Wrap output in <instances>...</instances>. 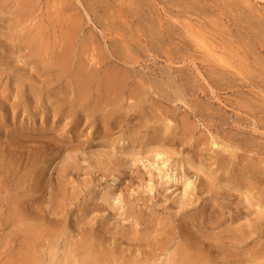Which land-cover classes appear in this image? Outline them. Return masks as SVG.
<instances>
[{
	"label": "rangeland",
	"instance_id": "374dc122",
	"mask_svg": "<svg viewBox=\"0 0 264 264\" xmlns=\"http://www.w3.org/2000/svg\"><path fill=\"white\" fill-rule=\"evenodd\" d=\"M69 1H73L75 5H58L57 8L56 5H50V0H24L23 2H28L27 5L33 9L31 26L27 23V25H29L28 27L32 29L35 22L37 24L42 20H44V22H47V20L49 21L45 16L51 11L56 13L53 19H57L60 18L57 14L61 13L57 9L63 7L66 9L68 6L70 9L75 7L74 10L67 9V14L72 15V13L74 14L76 12V18L78 22L81 23L79 34L74 40L76 54H80V48L82 42H84L83 45L85 44L84 46H86V52L82 57L85 59V62L89 60L87 62L90 66L93 64H91V60L92 62L100 61L101 71L105 68L110 69L116 66L117 68L119 67V69H128L132 77H135L130 78L127 88L124 89L125 94H122L124 98L122 97L120 101V111L118 110L115 114H112L109 119L104 120L102 116L113 110L114 106L111 105L106 106L104 110L102 109L96 112L95 115L89 119L84 118L83 112H80L79 115L81 116H78V114L66 116L64 111L71 106L72 98L71 100H58L57 104L53 102V100L56 99L55 96L58 97V99L64 96L62 93L60 95V92L58 95L56 91L59 90V87H61L60 90L64 89L65 85H67L66 78L64 77V79L61 77L57 82L54 80L53 83L46 88L48 82L43 84V81L48 78H45L44 75H39L40 72H37L39 68L34 67V64H31V62L25 58L27 49L25 48L24 42L20 41L18 35L25 33V29L27 28L24 29V32L20 30V27L15 26V14L17 13L16 10L19 9V5H16L14 0H7L6 2L0 0V264H14V262L17 264L16 260L18 256L16 254L17 245L15 238L20 233V229L18 228L21 227L17 225L16 222H11L10 219H14V216H17L14 213H9L7 207H14L15 204L17 207V198L21 195L24 196L26 201L25 205H23L25 217L28 218V215H30V218L33 219L34 217H42L44 220L52 219L53 221L57 218V220H55H59L57 222L59 224L57 228H63L62 231H58V234L61 236V240L59 239L58 241L60 249L59 256L57 258H50L47 256L48 253H44L42 255L43 264H74L70 259H65L63 255V243L65 239L73 241L75 238H78L80 236L79 233H82L85 229H90L89 231H91L92 234H102L101 236L109 240L110 245H113L114 248L118 250L120 246L129 247L132 250L135 249L136 246V248L145 251L146 254L148 253L150 248L147 246L144 247L143 241L139 239H127L121 235V231H116L115 220L119 218L116 212L120 211V209L115 210L111 208L107 202L100 198L91 201L92 204L88 206L90 195L95 192L100 195L103 193V190L108 188L120 193L123 202L125 201L124 203L127 210L133 211L135 214L141 213V215H143L141 217H144L145 223L149 222V219L152 217L153 219L164 218V214H168L170 218H175L174 224L177 221L183 222L182 215L203 210L204 216H207L211 211V207L217 209L219 212L223 210H219L220 207H218L215 199L216 197L221 200L218 193L215 191L206 192L204 188L198 186L200 181L203 182L205 179L207 180L204 172L196 173L193 172V170H188V175L191 174L189 175L190 179L193 181L195 180L194 183L197 184L195 185L196 188L194 186L195 189L193 190L195 195H192L195 201L189 206L180 208L172 199L175 198L174 195L177 192L182 190L183 177L179 178L176 186L174 185L173 188L171 187L172 189L177 188V192L175 191L171 194V192H169L171 188L164 191V186L158 185V181L160 180L157 174L158 169L155 168L157 163L147 165L146 163L135 162V164H133L128 154V150L130 149L129 138H131V136L129 135L130 137H126V135L129 132L133 133V128H136V125H138L139 128H137L140 129L137 135L138 138H153L157 136L156 128L159 129L161 127L163 132L165 131V127L159 121L161 116H166L172 120L174 115L179 118L183 113L194 120L197 125L194 129V137L198 136L201 139L197 146L193 145L195 141L193 138L189 142H184L183 144L179 143L177 139L172 140L175 141L173 145L169 141L166 142L167 146H169L168 149L175 148L176 150L177 155H174L175 158L171 155L173 157L169 158L170 162L167 163H169L171 171L175 173L178 172L177 177L179 176L180 167L179 165L172 166L171 164H173L174 159L177 160V158L179 159L188 154L194 155L193 157L196 163L202 159L201 161L205 163V168H207L206 171H209L208 167L216 168L218 175L216 182L218 180H224V175L226 177H231L233 172H236L237 167L242 165L244 159L241 161L234 159L235 162L237 161L236 164L230 162V166L220 168V163L224 160H229L230 157H228V152L220 151V148H218L219 146H212L210 144L212 136H215L219 142L232 137V135L236 136L231 139L233 141L236 140L235 143L232 141L234 144L238 141L237 145L241 146L240 149L237 150V154L240 156L243 155L244 157H249V155H251L253 156V160H258L257 158L259 155H252V153L246 152L244 150L243 141H245V139L252 142L256 141L255 144L259 145L260 149H264V128H260L261 130L258 129V126L254 124L255 118H249V114L243 113V111L234 105L236 100L239 101L241 98H243L242 100H246L249 98V91L251 88L256 91L264 92V84H252V77L247 74V81L245 83L235 88L231 87L232 89L227 88L223 84L213 82L211 77L203 70H199L200 74H197L198 71L196 70L192 72L190 68H192L193 65L189 62V59H186L187 61L182 63L180 60H182L183 57L179 56V54L183 55V53L191 54V57L196 56L197 61L199 59L198 57L201 56V49L198 47V43H196L198 48L193 44L195 38L199 37L197 40H200V35L195 30H187L186 27H188L187 24L189 23H193L190 27L196 29L197 24L200 25L204 23L208 27L207 29H210L213 33H211V38L215 39L216 43L221 47H231L232 45V47L235 48L238 46L237 40H239L241 44L243 43L251 47L252 44L250 42L256 33L254 30L253 32L246 27V24H250L251 21L246 20V23L242 21L238 24L234 22V17L239 14V10L241 11L240 14L244 17V14L251 11L255 14L254 21L260 24L257 25V27L258 29L260 27L262 34H259L264 38V0H143L146 4L137 6H141L146 11L151 9L157 12V10H159L162 23L174 22L178 27L180 35H176L174 41L177 42V44H183L182 42L184 41L186 45L190 47L189 51L186 52L181 51V49L177 50L174 44H171L168 55L163 52L152 51L143 41L140 42L139 39H137L138 37L135 34L134 27L130 24V15L128 30L126 22L127 17L124 15L123 11H121V8L126 5H113L109 0ZM238 5H240V8H238ZM181 6L188 7V15H181L174 12L175 9ZM129 7L132 6L129 5ZM196 9H201L206 15H202V17L196 16L193 14ZM25 13V10H21L22 15ZM39 19L41 21H39ZM55 23L57 25L56 21ZM247 30H249L250 33H248ZM58 31L59 30L56 31L57 35ZM120 31H122V33ZM89 35L94 38L93 43L89 42ZM49 40L53 41V37L49 36ZM197 40H195V42ZM61 43L62 42L59 43V46ZM262 43L264 44V41ZM59 46L57 47V51L60 49ZM163 48L164 46H161L160 49ZM257 48L256 50L264 56V47ZM41 52L42 54L39 53L41 57H45L44 53L47 56V50L44 51V53L43 51ZM226 52L232 53L231 50L227 49L225 53ZM126 53H129L127 57ZM40 56L37 54L32 57V61H35L37 65H43V63H45L43 61H40V63L37 61L40 60ZM234 57L230 59L232 62L236 63V56ZM119 58L121 59L119 60ZM124 60L131 61V63L125 62ZM168 61H171V63ZM168 64L171 67L168 68ZM45 65L46 64H44V66ZM96 65L98 66V64ZM197 83H199V85ZM142 85L144 87H142ZM195 86H197L198 89H196ZM131 89L136 91H129ZM234 90L235 92H233ZM126 93H129L130 98H126ZM132 93L134 95H132ZM239 94L240 96H238ZM48 95L51 97V100ZM138 99H142V101L136 105V101H140ZM143 99L146 101L144 102ZM195 102L199 103V105L197 103L194 104ZM192 112H194V115H190ZM158 116H160V118H158ZM143 118L151 122L143 120ZM154 121L156 123H154ZM172 121H174V119ZM254 127L257 128V130ZM258 130L260 134L257 132ZM262 132L263 134H261ZM119 138H121L118 142L119 144L115 143ZM135 144V149L145 151L143 148L146 149V147H140L137 142ZM217 150L220 151L218 154L219 156L215 154ZM110 153H114V155L110 157L111 159L115 158L114 161L116 163L114 165L109 163L108 170L104 171L100 169L98 164H96V167L87 168L88 162H95L98 158L104 160ZM261 153V156L264 155L263 151H261ZM143 154L142 157H144ZM209 156L215 157L210 158ZM213 159H216V161L213 162V165H209L208 163ZM217 164L219 166H217ZM63 165L64 167H68H65V169ZM229 167H232L230 174H224V170ZM62 170L63 172L60 173ZM195 173L198 174L199 178L196 177ZM114 175L117 177L115 180L113 179ZM150 176L153 177V180H150ZM261 178L263 183H259V190L263 192L258 198L259 203L263 205V174ZM156 179L158 184L154 189L149 190L146 183H151L153 181L156 184ZM196 179H198L197 182ZM60 187L63 188V192L66 196L63 198V204L65 205L63 208L64 210H62L63 213L59 212L56 213V215L49 211V206L53 201L50 195L54 196L55 193H58L57 190ZM231 192H234V196L232 195L230 199L225 200V203L229 201L224 207V212L226 211V214H228L227 212L229 210L233 212V214H236L233 206L238 199L239 193L237 194V191ZM168 194L170 195L169 199ZM55 201L56 200L53 202L56 203ZM19 206L21 207L20 204ZM61 208L62 207L59 209ZM255 208H258V206L256 205ZM250 209L252 210V208ZM85 214L88 216L86 215L87 219L82 224L80 221ZM2 218H4V220L8 218V223H1V221H4ZM202 220L204 219L200 218L195 220L190 226L191 230H201L204 233L217 231V229L207 224L206 221L200 223ZM128 221L125 220L123 223L125 225H130ZM260 222L261 225H259L258 232L254 233L250 238H247L244 244L238 245L236 248H239L241 252L243 251L242 256L250 257L252 255L257 257V255H259L258 258L262 260L260 263L264 264V218H261ZM143 226L144 223L141 227ZM136 228L139 229L140 226L136 225ZM140 232H138V235H141ZM15 233H17V235ZM155 257L156 256L150 258L151 260H149L147 264L159 263V260H155ZM161 258H163V255H161ZM229 264L234 263L233 261H229Z\"/></svg>",
	"mask_w": 264,
	"mask_h": 264
},
{
	"label": "bare ground",
	"instance_id": "6f19581e",
	"mask_svg": "<svg viewBox=\"0 0 264 264\" xmlns=\"http://www.w3.org/2000/svg\"><path fill=\"white\" fill-rule=\"evenodd\" d=\"M3 1L6 2L7 0H3ZM23 1L24 0H14V3L16 2V5H19V9L16 10L17 13L15 14V26L20 27V30L22 31H24V29L27 28L25 29L26 32L24 31L25 33L18 35L20 41L24 42L25 48L27 49L25 52V58H27L31 62V64L33 63L34 67L39 68L37 70V72H40L39 75H42V76L44 75L45 78H48L45 81H43V84H46V82H48L46 85V88H48V85L52 84L54 80L56 82L59 81L61 77L63 78L65 77L67 80L66 81L67 85H65L64 89L60 90L61 87H59V90L56 91L58 92V95L60 92V95L62 93L64 94V96H62V98L59 97L60 99H58V97L55 96L56 99L54 98L55 100H53V102L57 104L58 100H64V99L71 100L72 98V102L69 101L71 102L70 104L71 106L64 111V114L66 116H70L71 114L72 116H74L75 114H78V116H81L79 114L80 112H83L84 114L83 116L86 119L87 118L89 119L90 117L94 116L96 112L102 109L104 110L106 106L111 105V106H114L113 110L105 114L103 113L104 115L102 116L104 117V120L109 119L112 114H115L121 108L120 101L122 97L124 96L122 94L124 93V89L127 88V85L129 84L132 74H130L128 69L127 70H125L126 68L119 69V67L117 68L116 66L114 67L110 66L111 67V68L109 67L110 69L105 68L101 71L100 61L92 62L91 59H90L91 64L92 63L93 64L90 66L89 63L87 62L89 60L85 62V59L82 57V55L85 54L86 52V46H84L85 44L83 45L84 42H82L80 52H79L80 54H76L74 40H75V37L79 34L81 23H79L76 18V15H77L76 12L74 14L72 13V15L67 14L68 12L67 9L74 10L75 7L70 9V7L68 6L66 7V9L64 7L61 9H57L61 12L57 14L60 17L57 19H53L55 18L56 13L52 11L47 13V15L44 14L46 15L45 17L49 19V21L47 20V22H44V20L41 21L39 19V21L41 22L37 21L38 22L37 24L35 22V24H33V28L30 29L28 26L31 24V21H32L33 9H31L29 5H27V3L30 1L28 2H23ZM50 2H51L50 5H56V7L58 5H75L73 1H69V0H50ZM109 2L112 3L113 5H126L123 8H121V11H123L124 15L127 17L126 22L128 25V30H129V15H130L131 17L130 24H132L133 26L132 25L131 26L134 27L135 34L138 37L137 39H139L140 42L143 41L145 45L148 46L152 51L163 52L168 55L169 53L168 50L170 49L171 44H174V47L177 50L181 49V51H186V52L189 51L190 47L186 45V42L183 41L182 42L183 44H177V42L174 41L175 39L174 37L176 35H180L178 31V27L176 26L174 22L162 23L161 15H159L160 14L159 10H157V12L151 9L146 11L141 6L140 7L137 6V5H145L146 3L143 0H109ZM129 5H131L132 7H129ZM238 8H240V5H238ZM21 10H25L26 13L22 15ZM188 11L189 9L187 6H181L180 8L174 10L175 13H178L181 15H186ZM238 13L239 14L234 17L235 18L234 22L239 24L242 21L243 23H246V20H249L251 21V23L246 24L247 26L246 25L245 26L251 29V31L254 30L256 32L254 37L252 38V41L250 42L252 44L251 47L243 43L241 44L239 40H237L238 46L236 45L237 46L235 47L236 49L233 48L232 45L231 47L230 46H224L225 48L223 46L221 47L219 44L216 43L215 39L211 38V35L213 33L211 32L210 29H207L208 27L204 23H201L200 25L197 24L196 25L197 29L193 27L192 29L190 26H192L191 24L193 23H189L187 24L188 27H186L187 30L188 31L195 30L200 35V40H197L199 37L195 38V40L199 42L197 41L195 42V40L194 41L192 40V41H193V44H195V46L197 45L196 43H198L199 46L198 45L197 46L201 49V56L198 57L199 59L197 61L196 56L191 57L190 56L191 54H187V53H185L187 55H185L184 53L183 55L179 54L180 57L181 56L183 57V59L180 60L182 63L184 61H187L186 59H189V62H191V64L193 65L192 67L193 69L190 68L192 72L193 70H196L198 71L197 74H200L199 70L200 71L203 70L208 76L211 77L213 82L223 84L227 88H231V87L235 88L245 83L247 81L246 79L247 74H249L252 77V84L254 85L256 83L264 84V56L260 54L259 51L256 50L257 47L259 48L264 47V44L262 43L264 41V38L261 37L260 35L262 34V30L260 29V27L259 29L257 27V25H260V24H257L254 21L255 14H253L251 11H249L247 14H244L247 19L240 14L241 13L240 10ZM193 14H195L198 17H202V15L203 16L206 15V13H203L201 9H196ZM256 17H259V16H256ZM55 21L57 22L58 26L56 25ZM27 23L29 25H27ZM57 30H59L58 35L56 34ZM247 31L248 33H250L249 30ZM120 32L122 33V31ZM49 36L53 37V41L49 40ZM93 41H94V38L91 35H89V42L93 43ZM60 42L62 43L59 46ZM165 45H168V46H165ZM58 46L60 47V49L57 51ZM161 46H164V48L160 49ZM191 46H192V43H191ZM197 46L196 48H198ZM226 49L231 50L232 53H228V52L225 53ZM46 50H47V53H46L47 56L44 53V51ZM41 51H43L45 57L40 56V54H42ZM48 51H49V54H48ZM37 54L40 56V60H37V61H39V63L40 61L45 62L43 63V65H40L38 63L40 65L39 66L37 65L35 61H32V57L36 56ZM128 55L129 53L128 54L126 53V57ZM234 56H236V59H237L236 63L232 62V60L230 59ZM120 59L121 58H119V60ZM125 62L131 63V61H127V60ZM168 62L171 63V61H168ZM44 64L46 65L44 66ZM96 64H98V66ZM167 66L168 68L171 67L169 64ZM254 80H255V83H254ZM197 84L199 85V83ZM197 86H195L196 89H198L199 87ZM142 87L144 86L142 85ZM129 88H132V87H129ZM129 91L135 92L136 90L133 91V89H131ZM233 92H235V90ZM249 93H250L249 98H247L246 100H242L243 98H241L239 101L236 100L234 105L235 107L243 111V113L249 114V116L247 115L249 118L251 117L255 118L254 124L258 126V129L264 128V95H263L264 92L256 91L253 88H251ZM240 94L238 96H240ZM127 95H125L126 98L127 97L130 98L129 93ZM132 95L134 94L132 93ZM50 100H51V97H50ZM138 100L140 101H136V105L137 103H140L142 101V99H138ZM145 101L146 100H144V102ZM196 103L197 102H195L194 104ZM197 104L199 105V103ZM198 105H195V106H198ZM190 115H194V112H192V114ZM158 118H160V116H158ZM173 119L174 121H172ZM173 119L171 120L167 118L166 116L164 117L161 116V119L160 120L158 119V120L165 127V131L163 132V129L161 127L159 129L156 128L155 130H156L157 136L153 138L142 137V136H141L142 138H138L137 135L140 132V129H138L139 126L135 124L138 128L137 127L133 128V133L129 132L126 135V137L131 136V138H129L130 143L127 142L130 144V147H129L130 149L128 150L129 151L128 154H129V158L131 162L133 164H135V162H141L143 164L146 163L147 165H153L154 163H157L155 168L158 169L157 174H158V178L160 181H158L159 184L157 182V179H156V184L153 181L151 183L147 182L146 185L148 186L149 190L154 189L156 185L158 184L159 186L163 185L164 191H167L171 187L173 188L174 185L176 186V183L179 180V178L183 177L184 180L182 182V185H183L182 190L177 192L176 191L177 188H174V189L171 188L169 191L171 192V194L174 193L175 191L177 192L174 195L175 198L172 200H174L177 203L176 205L180 208L189 206L193 204L195 201L192 195L194 194L193 190L196 188L195 185L197 184L194 183L195 180L193 181L190 179L189 175L191 174L188 175V170H193V172H196V173L204 172L205 176L207 177V180L205 179L206 180V181L204 180L205 182L200 181L201 185L199 184L198 186L204 188L206 192L215 191L216 193H218L220 195L221 200L217 199L216 197L215 199H216L218 207H220L219 210L221 209L223 210L219 212L217 211V209H213V207H211V211L210 213H208L207 216L206 215L204 216L203 210H200L195 213H190L187 215H182L183 222L177 221L174 224L173 222L176 219L170 218L168 214L167 215L164 214V218H158L156 216L158 219H153L152 217L151 219H149V222L145 223L144 222L145 219L144 217H141L143 216L141 215V213L135 214L133 211L127 210V208L125 207V203H124L125 201L123 202V198L120 193H117L115 192V190H111L110 188L103 190V193L100 195L97 192H95L92 195H90L89 200H88L89 202L88 206L92 204L91 201H94L100 198L101 200L107 202L111 208L115 210L120 209V211L116 212L119 215L118 216L119 218L115 220V223H116L115 227L117 229L116 231L117 232L121 231V235L127 239H139L140 241H143L144 247L147 246L150 248V250L148 251L147 254L145 253V251H142L140 248H136V246H135V249L133 250L130 249L129 247L120 246V249L118 250L114 248L113 245H110V241L106 240L105 237L101 236L102 234H99V233L92 234L91 231H89L90 229L89 230L85 229L82 233H79L80 236L78 238H75L73 241H69L68 239L64 240L63 250L65 252L63 251L64 253L63 255L65 259L66 258L68 260L70 259V261H72V263L74 264H143V263L147 264L148 261L151 260L150 258H152L153 256H156L155 260H159V263L157 264H229V261H233L234 264H257V263L259 264L260 262H262V260L258 258L259 255L257 254H256L257 257L252 256V255L250 257L242 256L243 251L241 252L239 248L237 249L236 247H238V245L244 244L247 238H250V236L258 232L259 225H261L260 220L261 218L262 219L264 218V204L261 205L259 203V198H258L259 195L263 192L259 190V185H260L259 183H263L261 175L262 174L264 175V155L261 156L260 153L261 151L264 152V149L263 148H262L263 150L260 149L259 145L255 144L256 141L252 142L250 140L247 141V139H245V141H243L244 147H245L244 150L248 153H252V155H257V156L259 155L257 158L258 160H253V156L249 154H247L249 155V157H244L243 155L240 156L237 154L238 152L237 150L240 149L241 146L237 145L238 141L236 142V144H234L236 140L233 141L231 139L232 137H236V136L232 135V137H229V138L225 137L227 139L222 140L221 142H219L215 138V136H212L210 139V144L212 146H217V147L219 146L218 148H220V151L228 152L229 153L228 157H230L229 160L227 159L228 161L224 160L220 163V166L218 164L217 166H219L220 168H224V167L230 166V162H232L233 164H236L238 160L241 161L242 159H244L242 161V165L240 167H237L236 172H233L231 177H226L224 175V178H225L224 180L222 181L218 180L216 182V179H218L217 169L208 167L209 171H206L207 168H205V163L201 161L202 159H200L196 163L193 157L194 155L188 154L186 156L180 157L179 159L177 158V160L174 159L173 164H171L172 166L179 165L180 167L179 176L177 177L178 172L175 173L171 171V167L169 163H167V162H170L169 158L173 157L174 155H177L176 150L175 148L168 149L169 146H167L166 142L169 141L173 145L175 141H172V140L177 139L179 143L183 144L184 142H189L193 138L195 140L193 142V145L197 146V144L200 142L201 139L198 136L194 137V129L196 128L197 125L194 122V120L190 118L187 114L182 113V115L179 116V118L174 115ZM143 120L151 122L150 120L145 119V118H143ZM154 123L156 122L154 121ZM255 129L257 130V128ZM257 132L259 133V130ZM263 132L261 134H263ZM165 134H168V135H165ZM120 139L121 138L117 139L115 143H118ZM136 142L137 144L140 145V147L142 148L146 147V149L143 148L145 151H142L141 149H135ZM220 151L218 150L215 151V154L219 156L218 154L220 153ZM114 153H110L107 156V158L104 160H101L100 158H98L95 162L93 161L88 162L87 168L96 167V164H98L99 165L98 167L100 169H103L104 171L108 170L109 163H112L113 165L116 163L114 161L115 158H112L113 159L112 160L110 157L114 155ZM142 154L144 157H142ZM214 157H210V158H214ZM234 159H237V161L235 162ZM215 161L216 159L210 160L208 164L213 165V162ZM63 167L61 168L63 169ZM231 169L232 167L231 168L229 167L228 169L226 168V170H224L225 172L224 174H230ZM63 170L60 173H62ZM196 177L199 178L198 174H196ZM113 179L115 180L117 179V177L114 175ZM150 180H153V177L150 176ZM197 180L198 179H196V182ZM218 182H221V183H218ZM224 186H227V187H224ZM22 187H23V184H22ZM57 191L58 193H55L54 196L50 195L53 201L56 200L55 201L56 203H54L53 201L52 202L50 201L51 204L49 206V211L52 214L54 213L56 214L64 210L63 208L65 204H63L64 202L63 198L65 194L63 192V188L60 187L58 188ZM231 191H237L236 193L237 194L239 193L237 197L238 199L235 201L234 206L232 202V206L234 207V212L236 214H233V212H230V210L227 212L228 214H226V211L224 212V209H225L224 207L226 206V203L229 202V201H226L225 203V200L230 199V197H232V195L234 194V192H231ZM169 196L170 195L168 194V199H169ZM25 203L26 201L24 199V196L21 195L20 197L17 198V204H18L17 207H16V204L14 207H11V206L10 208L7 207L9 213L10 212L14 213L17 216V217L14 216L15 220L11 218L10 219L11 222L12 223L16 222L17 225L21 227V228H18L20 229L19 231L20 233L18 235L17 233H15L17 235L15 238V242L17 245L16 254L18 256L16 263L17 264H43L42 255L44 253L46 254L48 253L47 256H49L50 258H53V257L57 258L59 256V251H60L58 241L61 237L58 234V231H62L63 229V228H57L59 225L57 222L59 220L55 221L57 220V218L54 221L52 219L44 220L42 217H37V218L34 217L33 219V218H30V215H28V218L25 217L24 216L25 211L23 209V205H25ZM19 204L21 205L22 208L19 206ZM256 205L258 206V208H255ZM60 207L62 208L59 209ZM250 208H252V210ZM83 209H84V206H83ZM86 215L87 214H85V216L82 215L83 219H81L80 221L82 222V224L87 219L88 215L87 216ZM200 218L204 219L201 222L199 221L200 223L206 221L207 224L217 229V231L204 233L201 230H198V231L196 229L191 230L190 226L193 224L195 220H198ZM2 219L4 220V218ZM125 220L127 221L129 220L128 224L130 225H125L123 223V221ZM1 223L3 224L8 223V218L5 219L3 222L1 221ZM143 223H144V226L141 227ZM136 225H139L140 228L137 229ZM138 232H140L141 235H138ZM145 237H146V240H145ZM244 254H247V253H244ZM161 255H163V258H161Z\"/></svg>",
	"mask_w": 264,
	"mask_h": 264
}]
</instances>
